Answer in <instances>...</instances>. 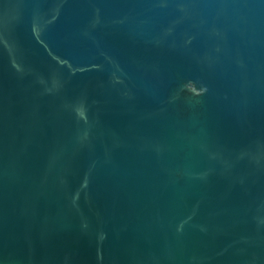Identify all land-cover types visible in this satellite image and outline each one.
<instances>
[{
    "label": "water",
    "instance_id": "1",
    "mask_svg": "<svg viewBox=\"0 0 264 264\" xmlns=\"http://www.w3.org/2000/svg\"><path fill=\"white\" fill-rule=\"evenodd\" d=\"M0 264H264V0H0Z\"/></svg>",
    "mask_w": 264,
    "mask_h": 264
}]
</instances>
